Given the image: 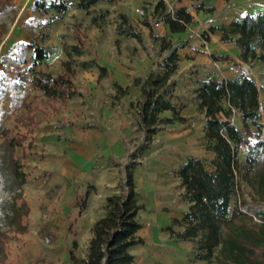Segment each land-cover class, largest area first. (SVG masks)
Masks as SVG:
<instances>
[{"label": "rangeland", "instance_id": "374dc122", "mask_svg": "<svg viewBox=\"0 0 264 264\" xmlns=\"http://www.w3.org/2000/svg\"><path fill=\"white\" fill-rule=\"evenodd\" d=\"M32 1L0 0V33H3L0 40V78L7 75L10 81H19L22 85L16 98L0 97V264H70L68 252L71 241L81 237L76 230L75 216L84 190L92 186V181L86 175L82 177L83 174L69 179L66 168L70 153L78 151L82 143L87 144L95 130L111 133V125L116 124L119 127L114 132L127 147L125 154L115 158L117 163L109 162L111 177L116 178L114 193L119 191L124 180L121 163L127 162L133 153H137L139 162L133 173L134 181L136 178L147 192L160 182L179 192L181 185L176 170L185 158L195 155L206 162L212 158L204 147V119L197 109L194 92L201 81L210 76L235 78L241 71L247 72L259 90L261 121L264 124V68L261 63L242 61L238 49L232 43H222L218 32L209 33V40L202 36L203 31L209 32L211 24L227 25L229 21L264 6L243 0H212L210 3L217 7H213L209 14L191 6L189 9L196 16L180 34L166 32L162 23L155 27L156 18H149L154 30L159 35H166L172 46H183L179 49L178 69L171 79L176 80L174 93L178 104L183 105L181 115L185 121L165 125L148 138L135 123L136 104L141 94L140 89L137 92L133 87L136 86L133 80L144 77L152 69L160 70L159 64L166 54L159 51L158 43L149 38L148 29L142 25L152 2H101L89 12L73 5L56 21L45 24L44 18L53 13L43 17L34 13ZM75 1L72 0L73 3ZM121 13L132 20L135 30L143 33V41L117 34ZM92 16H96V22L92 21ZM77 35L82 38L80 46L84 55L73 57L71 66L75 68V74L72 80L83 96L59 100L43 97L33 87L32 79L65 72L62 62L68 60L69 47L79 44ZM20 41H35L50 51V57L34 66L30 49H25V62L19 67L14 66L6 53ZM11 56L15 55L12 53ZM83 60L105 65L108 75L99 79L94 73L98 72L96 68L81 69L79 64ZM115 83L121 85L126 93L120 91ZM24 115L33 116V121L28 122ZM160 116L168 117L170 112ZM232 120L241 125L237 113ZM69 128L72 132L68 131ZM11 139H17L21 144H16L10 151L3 144ZM255 142L252 137L251 143ZM248 151L246 146L239 149L240 164L244 163ZM10 154L26 176L27 181L21 188L7 167ZM260 169L264 171V155ZM239 181L241 199L258 198L255 188L248 183V174L242 173ZM184 208L185 203L179 201L171 210L175 215H181ZM16 213L20 214L17 222L21 229L16 223ZM170 223L171 220L161 229L152 225L140 231L150 244L130 249L135 256L134 264H168V257H177V254L183 258L180 264H224L217 255L210 261L196 260L193 243L179 244L163 230ZM251 223L258 226L261 221L252 217ZM175 230L179 227L175 226ZM75 253L82 258L86 256L87 248H77ZM173 261L172 264H177Z\"/></svg>", "mask_w": 264, "mask_h": 264}, {"label": "trees", "instance_id": "16d2710c", "mask_svg": "<svg viewBox=\"0 0 264 264\" xmlns=\"http://www.w3.org/2000/svg\"><path fill=\"white\" fill-rule=\"evenodd\" d=\"M113 1L116 0H76L75 3L72 0H33L31 7L34 13L42 17L53 13L43 20V23L50 24L73 5L89 12L98 3ZM189 1H199L195 8L205 9V0ZM212 10L213 7L206 9L209 12ZM150 17H155L157 22L166 26L170 34L185 32L193 21L186 7H169L164 0L152 4L150 12L142 19V25L149 31V38L158 43L159 51L166 53L159 64L160 70L152 69L144 77L133 80L141 94L136 104L135 123L137 129L142 130L148 138L161 131L165 125L185 121L181 115L183 105L178 104V97L174 93L176 80L171 79V75L178 69L179 49L183 46H172L166 35H159L149 21ZM118 18V35L143 41V33L135 30L132 20L126 14L121 13ZM91 19L93 22L97 20L96 16ZM208 31L202 32L205 40H209V33L218 32L222 43H232L238 49L242 61H258L264 68L263 10L245 13L227 25H211ZM77 39L79 44L69 47L68 60L62 62L65 72L32 79L35 90L45 98L59 100L83 96L72 80L75 74V68L71 66L73 57L84 55L80 46L82 38L77 35ZM25 49H30L34 66L50 57V51L35 41H20L6 53L13 60L14 66L19 67L25 62ZM12 53L15 56H11ZM79 65L81 69L96 68L99 79L109 73L107 67L97 61L83 60ZM115 86L126 93L121 85L115 83ZM21 87L19 81H10L4 75L0 78V97L4 95L6 99H14ZM194 92L197 109L204 119V147L212 158L206 162L204 158L190 155L177 168L176 176L184 189L182 199L188 207L180 219L173 218L164 230L175 241L193 243V256L196 260L210 261L217 255L224 264H264V171L260 169L264 155V124L261 121L258 87L247 72L241 71L235 78L218 79L210 76L201 81ZM164 112H170V116L161 117L160 114ZM236 113L241 125L232 120ZM24 116L28 122L33 121V116ZM252 137L256 139L255 143H251ZM16 144L21 142L11 139L3 145L11 151ZM242 146H246L249 151L244 163L240 164L238 152ZM10 155L7 167L18 188H21L27 181L26 176L19 170L18 162L12 159L13 155ZM136 157L137 153L131 154L123 164L124 180L119 191L105 199L103 214L92 226V237L84 258L76 255L78 244L75 239L72 240L68 252L70 264H134L135 256L130 249L146 242L137 234L142 227L137 214L145 210V206L140 202V193L133 179L134 170L139 165ZM242 173L248 174V183L255 188L257 199H241L239 176ZM93 189V186L87 188L80 204L81 210ZM252 217L260 220L261 224L253 225ZM15 219L21 229L17 222L20 221V214L16 213ZM175 226L179 230H175Z\"/></svg>", "mask_w": 264, "mask_h": 264}, {"label": "crops", "instance_id": "0c3cea01", "mask_svg": "<svg viewBox=\"0 0 264 264\" xmlns=\"http://www.w3.org/2000/svg\"><path fill=\"white\" fill-rule=\"evenodd\" d=\"M154 4L157 0H149ZM168 4L169 7H181L184 6L190 12L192 16H196L193 12L190 11L189 7L192 8L198 5L199 1H189V0H164ZM212 0H205L204 8L202 10H198L202 13H211L206 11L208 7H217L216 4L210 3ZM248 3L257 2L259 5L264 6V0H243ZM192 6V7H191ZM262 8V7H261ZM197 10V9H196ZM264 11V8L260 9ZM257 11V10H256ZM253 13V12H248ZM230 22V21H229ZM191 24V23H190ZM212 25V24H211ZM210 25V26H211ZM165 27V31H167V27ZM169 33V32H168ZM262 65V64H261ZM150 67V65L148 66ZM95 75H98V72H94ZM136 88V91L139 92V87L133 86ZM82 92L81 90H79ZM83 94V93H82ZM44 97V96H43ZM108 117V116H107ZM111 123H114L111 120ZM111 133H103L101 131L95 130L92 134V138L87 144L82 143L79 145L78 151H72L68 158V164L66 171H68V178H77L83 174L91 178V185L94 187L93 191H91L90 195L86 200L85 207L81 210L80 208L77 210L76 221V230L79 234V239L77 241V248L80 247L87 248L89 240L92 237V226L94 223L102 216L103 214V205L105 203V199L114 193V189L116 187V178L111 177V168L109 162L117 163L115 158L122 156L125 154L126 145L123 139L119 136V134L115 133V129L119 126L116 124L111 125ZM69 127V126H66ZM69 132H72L71 128L68 129ZM84 135V134H83ZM81 147V148H80ZM123 163H121L123 168ZM94 168L91 170V168ZM90 170V171H89ZM77 173V174H76ZM124 177V169H123ZM134 176V175H133ZM134 179V178H133ZM123 181V180H122ZM137 189L140 193V202L145 206V210H140L137 214L138 221L142 224V227L137 232L138 236L143 238L146 242L140 245H149V240L143 235V232H140L142 229L149 228L152 225L159 226L160 229L165 224H167L173 218L180 219L181 215H175L174 211L171 210L172 207L175 206L179 201L184 202L182 199V193L184 191L181 186L180 191L173 190V188L169 185L162 184L161 182L156 185L154 189H150L147 192L141 183L134 181ZM180 183V180H179ZM87 188L84 190L83 195L85 194ZM148 193V194H147ZM185 203L184 211L187 209L188 204ZM167 207V210H163L162 208ZM151 208L155 209L152 212ZM164 230V229H163ZM160 231V230H159ZM165 231V230H164ZM162 231L163 233H165ZM161 232V231H160ZM167 232V231H166ZM141 233V234H140ZM169 237V234H167ZM72 242V241H71ZM184 243L187 241H178L177 243ZM176 243V242H175ZM189 243V242H187ZM138 246V245H136ZM134 247V246H133ZM83 256L82 258H84ZM182 257L177 254V257H172L169 259L168 264L174 263L180 264L182 262ZM183 263V262H182ZM185 264V262H184Z\"/></svg>", "mask_w": 264, "mask_h": 264}, {"label": "built area", "instance_id": "2783aa9c", "mask_svg": "<svg viewBox=\"0 0 264 264\" xmlns=\"http://www.w3.org/2000/svg\"><path fill=\"white\" fill-rule=\"evenodd\" d=\"M137 12H139V10H137ZM159 24H161V22H157V21H155L154 26H155V27H158ZM254 218H255V217H254Z\"/></svg>", "mask_w": 264, "mask_h": 264}]
</instances>
